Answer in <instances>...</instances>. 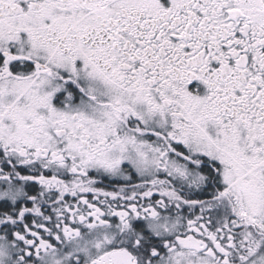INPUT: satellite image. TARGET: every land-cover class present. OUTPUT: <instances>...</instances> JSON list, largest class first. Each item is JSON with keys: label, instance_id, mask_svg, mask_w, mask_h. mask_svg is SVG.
<instances>
[{"label": "snow or ice", "instance_id": "1", "mask_svg": "<svg viewBox=\"0 0 264 264\" xmlns=\"http://www.w3.org/2000/svg\"><path fill=\"white\" fill-rule=\"evenodd\" d=\"M0 264H264V0H0Z\"/></svg>", "mask_w": 264, "mask_h": 264}]
</instances>
